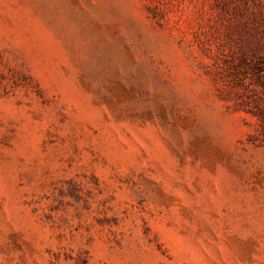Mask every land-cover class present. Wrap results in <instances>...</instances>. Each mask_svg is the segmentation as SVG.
<instances>
[{
	"label": "rangeland",
	"instance_id": "1",
	"mask_svg": "<svg viewBox=\"0 0 264 264\" xmlns=\"http://www.w3.org/2000/svg\"><path fill=\"white\" fill-rule=\"evenodd\" d=\"M0 264H264V0H0Z\"/></svg>",
	"mask_w": 264,
	"mask_h": 264
}]
</instances>
